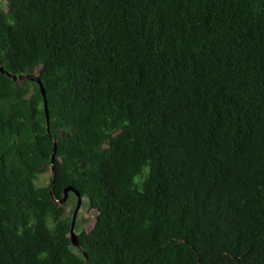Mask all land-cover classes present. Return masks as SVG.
Here are the masks:
<instances>
[{"label": "trees", "instance_id": "trees-1", "mask_svg": "<svg viewBox=\"0 0 264 264\" xmlns=\"http://www.w3.org/2000/svg\"><path fill=\"white\" fill-rule=\"evenodd\" d=\"M3 3L0 264H264V0Z\"/></svg>", "mask_w": 264, "mask_h": 264}, {"label": "water", "instance_id": "water-1", "mask_svg": "<svg viewBox=\"0 0 264 264\" xmlns=\"http://www.w3.org/2000/svg\"><path fill=\"white\" fill-rule=\"evenodd\" d=\"M0 71L2 73H5L8 76H11L14 80L28 79L30 81L36 82L39 85L41 94H42V96L44 98V107H45L46 119H47L48 116H47V110H46L45 89L43 87L41 79L35 74H25V75H18V76L11 75L9 72L5 71L4 68L1 65H0ZM54 150H55V147H54ZM53 160H54V155H52V157H51V163H53ZM50 171H51V176H53V167L52 166L50 168ZM69 191L74 192L76 197H77L76 205H75V208L73 210V215H72V219H71L69 237H70L71 243L75 247H78L81 250V252L83 253V256L85 257V259H87V255L84 252V250L81 248L80 243L78 241V236H77V234L75 232V219H76V215H77V213H78V211L80 209V205H81V201H82L81 196L79 195V193L77 191H75L72 187L69 186V187H66L64 189V196L58 201V203H59V205H61L67 200Z\"/></svg>", "mask_w": 264, "mask_h": 264}, {"label": "rangeland", "instance_id": "rangeland-1", "mask_svg": "<svg viewBox=\"0 0 264 264\" xmlns=\"http://www.w3.org/2000/svg\"><path fill=\"white\" fill-rule=\"evenodd\" d=\"M4 6L3 0H0V7ZM51 171L42 173L37 179V184H45L51 180ZM76 202V201H75ZM62 205H65L66 214H71L74 208V200H66ZM87 200L84 198L81 201L80 209L75 219V232H79L81 229H89L93 223L94 214L88 210Z\"/></svg>", "mask_w": 264, "mask_h": 264}]
</instances>
